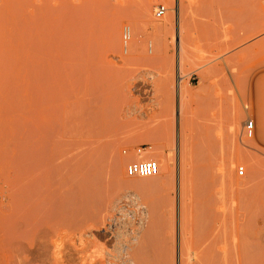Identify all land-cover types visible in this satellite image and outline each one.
<instances>
[{"label": "rangeland", "instance_id": "rangeland-1", "mask_svg": "<svg viewBox=\"0 0 264 264\" xmlns=\"http://www.w3.org/2000/svg\"><path fill=\"white\" fill-rule=\"evenodd\" d=\"M263 170L264 0H0V264L195 263L240 237L264 264Z\"/></svg>", "mask_w": 264, "mask_h": 264}, {"label": "bare ground", "instance_id": "bare-ground-1", "mask_svg": "<svg viewBox=\"0 0 264 264\" xmlns=\"http://www.w3.org/2000/svg\"><path fill=\"white\" fill-rule=\"evenodd\" d=\"M95 10V9H94ZM92 20V19H91ZM135 35V34H134ZM32 44V43H31ZM89 84V83H88ZM180 86V85H179ZM90 94V93H89ZM90 97H91V94L89 95ZM90 99V98H89ZM240 123H241V117H240V121H239ZM233 125V124H232ZM240 126V125H239ZM240 128V127H239ZM238 129V128H237ZM240 133V132H239ZM180 137V136H179ZM183 139V140H182ZM179 142H180V150L182 151L183 150V148H184V138H180V140H179ZM64 153V152H63ZM75 153V152H74ZM80 154H81V152H80ZM65 155H66V153H65ZM70 155V154H69ZM63 157V156H62ZM27 159H29V158H27ZM42 159V158H41ZM64 159H67V158H64ZM39 160V159H38ZM61 160H63V159H61ZM70 160H72V159H70ZM170 158H169V160H167V164H166V166H167V168L169 169V166H170ZM32 161H34V160H32ZM247 161V160H246ZM249 162H251L250 160H248ZM255 161V160H254ZM25 162H26V160H25ZM61 162V161H60ZM65 162V161H64ZM69 162V161H68ZM79 162V161H78ZM82 162V161H81ZM172 162V161H171ZM248 162V163H249ZM253 162V161H252ZM252 162L250 163V164H252ZM27 163H28V161H27ZM37 163V162H36ZM62 163V165H63V162H61ZM72 163V162H71ZM70 163V164H71ZM74 164H75V162H73ZM80 163V162H79ZM256 163H257V161H256ZM256 163H254L253 162V164L251 165V169H250V167H249V172H250V174L249 175H252L253 176V179H255L256 177H254V175H256V174H258V175H261L260 174V172H259V170H260V166L261 165H257ZM69 164V165H70ZM261 164V163H260ZM27 165V164H26ZM29 165V164H28ZM27 165V167L29 168L30 166H28ZM67 165V164H66ZM79 165V164H78ZM34 167H35V165H33ZM81 166V165H80ZM250 166V165H249ZM21 167H23V165L21 166ZM20 167V168H21ZM25 168H26V166H24ZM61 167V166H60ZM60 167H58V168H60ZM65 167V166H64ZM66 167H68V166H66ZM70 168V167H69ZM69 168H67L68 169V171H69ZM81 168V167H80ZM27 169V168H26ZM29 169H31V168H29ZM63 169H65V168H63ZM71 169V168H70ZM87 169V168H86ZM263 169V168H262ZM20 170V169H19ZM28 170V169H27ZM83 170V169H82ZM22 172L21 173H24L23 171L24 170H21ZM29 171V170H28ZM34 172L36 171V170H33ZM32 171V172H33ZM73 171H74V169H73ZM264 171V170H263ZM27 172V171H26ZM98 172H100L99 170H98ZM227 172V171H226ZM66 173V172H65ZM74 173H76V172H74ZM228 173V172H227ZM33 174L34 173H32V178L33 177H35V175L36 174H34V176H33ZM67 174V173H66ZM69 174H71V176H72V173H70L69 172ZM83 174V173H82ZM225 176H228V174L226 175L225 174V172L223 173ZM29 175V174H28ZM27 175V176H28ZM62 175H64V173L62 174ZM77 175V174H76ZM258 175H256V176H258ZM26 176V175H25ZM82 176V175H81ZM89 176V175H88ZM87 176V177H88ZM93 176V175H92ZM92 176H90L89 177V179H87V177H86V179L85 180H88V184H89V186L87 187L88 189H86V193H87V195L88 194H94V192L96 191V190H99L100 189V185H99V183H100V181H99V179H101L100 177H99V175H94L93 177ZM224 176V177H225ZM251 176V177H252ZM15 177V176H14ZM25 179H26V177H24ZM31 178V179H32ZM37 178V177H36ZM65 178V177H64ZM79 179V183H80V178L81 177H78ZM250 178V177H249ZM68 179V178H67ZM70 179H71V177H70ZM83 179V178H82ZM71 180H73V178L71 179ZM252 180V179H251ZM25 181V180H24ZM29 182H30V180H28ZM58 181V180H57ZM60 181V180H59ZM58 181V182H59ZM66 181V180H65ZM77 181V180H76ZM75 181V182H76ZM260 181V180H259ZM27 182V181H26ZM254 181H252L251 182V184H250V182L248 183L249 185H252V183H253ZM23 183V182H22ZM66 183H68L67 181H66ZM78 183V182H77ZM62 184V183H61ZM84 185H85V183H83ZM248 184H246V185H248ZM253 184H256V183H253ZM32 185V184H31ZM30 185V186H31ZM102 185V184H101ZM29 186V187H30ZM62 186V185H61ZM64 186V185H63ZM100 186V187H99ZM64 187H67V186H64ZM185 187V186H184ZM249 187V186H248ZM79 188H82V187H79ZM245 188V187H244ZM254 188V187H253ZM240 189V188H239ZM243 189V188H242ZM42 190H43V188H42ZM82 190V189H81ZM244 190V189H243ZM243 190H241L240 189V192L241 191H243ZM248 190V189H247ZM251 190V189H250ZM36 191H37V189H36ZM35 191V192H36ZM73 191V190H72ZM83 191V190H82ZM102 191H104V190H102ZM38 192V191H37ZM62 192H64V191H62ZM66 192H68V191H66ZM65 192V193H66ZM78 192V191H77ZM99 192V191H98ZM245 192V191H244ZM257 192V191H256ZM42 193V192H41ZM44 193V192H43ZM69 193V192H68ZM68 193H67V195H68ZM100 193H101V191H100ZM99 193V194H100ZM104 193V192H103ZM38 194V193H37ZM17 195V194H16ZM42 195V194H41ZM73 195V194H72ZM76 195V194H75ZM84 195V194H83ZM96 195V194H95ZM94 195V196H95ZM39 196V195H38ZM88 196H90V195H88ZM100 196V195H99ZM246 197V196H245ZM83 198V197H82ZM92 198V197H91ZM19 199V198H18ZM26 199L28 200V198L26 197ZM66 199V198H65ZM246 199V198H245ZM247 199H248V196H247ZM251 199V198H250ZM254 199V198H253ZM74 200V199H73ZM96 200V199H95ZM94 200V202H96ZM100 200V199H99ZM41 202H42V200H40ZM248 201V200H247ZM246 201V202H247ZM30 203H32L31 201H29ZM73 202V201H72ZM101 202V201H100ZM103 202V201H102ZM61 203V202H60ZM68 203H70V202H68ZM85 203V202H84ZM83 203V204H84ZM91 202H89V204H90ZM254 203H256V202H254ZM258 203V202H257ZM86 204V203H85ZM94 204V203H93ZM40 205V204H39ZM70 205V204H69ZM87 205V204H86ZM86 205H84L83 207H85ZM95 205H99V204H95ZM257 205V204H256ZM31 208L29 207V208H25V211L26 212H31L32 210H33V204H31ZM249 206V205H248ZM253 206V205H252ZM251 206V207H252ZM24 207H26V206H24ZM35 207H37V206H35ZM66 207V206H65ZM79 207V206H78ZM92 207V206H91ZM95 207V206H94ZM116 207V206H115ZM73 208V207H72ZM90 208V207H89ZM46 209V208H45ZM85 209H86V207H85ZM84 209V210H85ZM96 209H97V207H96ZM248 209H249V207H248ZM253 209V208H252ZM54 210V209H53ZM65 210H67V208L65 209ZM70 210V209H69ZM72 211H73V209H71ZM70 210V211H71ZM92 210H94V211H96L95 209H93V207H92ZM39 211V210H38ZM72 211H71V213H72ZM90 211V210H89ZM52 212V211H51ZM61 212V211H60ZM60 212H58V215L60 214ZM69 211H65L64 213H68ZM74 212H75V210H74ZM83 212V211H82ZM82 212H80V213H82ZM85 212H86V210H85ZM97 212V211H96ZM257 212V211H256ZM21 213H23V212H21ZM40 213V212H39ZM62 213V212H61ZM71 213H68L69 215L71 214ZM91 213V212H90ZM98 213V212H97ZM54 214V213H53ZM63 214V213H62ZM67 214V215H68ZM82 214H84V212L82 213ZM87 214V213H86ZM254 214V213H253ZM20 215H22V214H20ZM24 215V214H23ZM66 215V214H65ZM72 215V214H71ZM80 215V214H79ZM97 215V217H99L100 216V214H96ZM103 215V214H102ZM87 216H89V214H87ZM187 216V215H186ZM185 216V217H186ZM20 217V216H19ZM90 217H95V216H91L90 215ZM96 217V218H97ZM101 217V216H100ZM188 217V216H187ZM87 218V217H86ZM94 219V218H93ZM103 219V218H102ZM184 220H185V218H183ZM188 219V218H187ZM90 220V219H89ZM95 220H97V219H95ZM94 220V221H95ZM99 220H101L100 218H99ZM90 221H93V220H90ZM98 221V220H97ZM97 221H95V222H97ZM104 221V220H103ZM181 221V220H180ZM188 220H185V222H186V224L184 225L185 227V230L187 229V227L189 226L188 225V222H187ZM86 222V221H85ZM94 222V224H96ZM101 222V221H100ZM184 222V221H183ZM184 222V223H185ZM87 223V222H86ZM98 223V222H97ZM182 223V222H181ZM97 225V224H96ZM182 225V224H181ZM186 225H187V227H186ZM95 226V225H94ZM217 225H215V227H216ZM92 227V226H91ZM100 227V226H99ZM143 227V226H142ZM141 227V228H142ZM246 227V226H245ZM217 228V227H216ZM239 228H240V226H239ZM93 229V228H92ZM218 229V228H217ZM226 229V228H225ZM242 229V228H241ZM189 230V229H188ZM187 230V231H188ZM182 231H184V230H182ZM224 231V230H223ZM226 231V230H225ZM241 231V230H240ZM94 232V231H93ZM90 233H92V232H90ZM89 233V234H90ZM139 233V232H138ZM182 233H185V232H182ZM17 235V234H16ZM91 235V234H90ZM191 233H190V231H188V232H186L185 234H184V236L183 235H181V238H182V242H180V243H182L183 244V239H184V241H186V244H187V246L189 247V244L191 243L192 244V239H191ZM245 236V235H244ZM141 237V236H140ZM21 238V237H20ZM143 238V237H142ZM227 238H228V236H227ZM232 238H234V237H232ZM246 238H247V236H246ZM249 238V237H248ZM243 240H245V238L244 239H241V237L237 240V241H235V239H234V243H233V245H232V247H231V250L229 251L228 250V247H230L231 245L229 244V246H228V244H227V246L226 245H224L225 247H227V249H225L224 247L222 248V249H225L224 251H229V253H227V252H222L221 250H219V249H221V248H219V249H215L214 250V244H212V243H209V244H211L210 245V247H206L207 248V251L204 249H202L203 250V252L201 251L199 254H197V256L194 258L195 259V263L193 262V263H190V262H187V261H189V259H190V256L188 255H186L185 257H187V263L185 262V260H183V259H185V258H183L182 259V254H180V256H181V259H180V261H179V264H201L202 263V261L205 263V264H249L248 262L250 261V260H252V258L251 259H248L249 257L248 256H250V255H252L251 253H253V252H251L249 255L247 254L248 252H247V250L249 249L248 248V246H247V248H246V242L244 241L243 242ZM217 240H215V242H216ZM222 241V240H221ZM257 241V240H256ZM145 242L146 241H144L143 239H139V241H138V245H136L137 246V248H135V249H137V250H135L137 253H138V255L140 254H143V251L145 250ZM148 242V241H147ZM211 242V241H210ZM214 242V243H215ZM220 242V241H219ZM224 242H226V241H224ZM91 243V242H90ZM185 243V242H184ZM98 244V243H97ZM148 244V243H147ZM185 244V245H186ZM218 244V243H217ZM245 244V245H244ZM248 244V243H247ZM134 245V244H133ZM193 245V244H192ZM192 245H190V246H192ZM220 245V244H219ZM99 246H100V244H99ZM186 246V247H187ZM211 246H212V249L211 250H208V248H211ZM215 246H217L216 244H215ZM185 246H183V248H184ZM259 247H260V245H259ZM259 247H257V248H255V249H257L256 251H258V248ZM98 248V247H97ZM101 248V247H100ZM183 248H181V249H183ZM262 248V247H261ZM87 249V248H86ZM190 249V248H189ZM194 249V248H193ZM260 249V248H259ZM84 250H85V248H84ZM96 250V249H95ZM183 250H185V248L183 249ZM186 250H188V249H186ZM250 250V249H249ZM248 250V251H249ZM253 250V249H252ZM262 250V249H261ZM98 251V250H97ZM99 251H100V249H99ZM204 251H206V252H204ZM222 252V254H221V252ZM231 251H232V254H231ZM256 251H254V253L256 252ZM94 252H96V251H94ZM130 252V251H129ZM188 252H189V250L186 252V251H184V253H187L188 254ZM219 252V253H218ZM250 252V251H249ZM258 252H260V250L258 251ZM261 253V252H260ZM259 253V254H260ZM101 254V253H100ZM99 254V252L97 253L96 252V254L95 253H93V254H88L89 256H90V258H89V262H87V264H102L103 263V259H102V254L100 255ZM145 254V253H144ZM183 255H185V254H183ZM254 255V257L256 258L257 257V254L255 253V254H253ZM252 255V256H253ZM256 255V256H255ZM264 255V254H263ZM118 256V255H117ZM107 257V256H106ZM263 257V256H262ZM262 257H260L261 258V260H262ZM104 258V257H103ZM148 258V257H147ZM154 258V257H153ZM139 259V258H138ZM254 259V258H253ZM140 260V259H139ZM148 260V259H147ZM249 260V261H248ZM119 261V260H118ZM134 261V260H133ZM182 261V262H181ZM185 263H184V262ZM254 261V260H253ZM253 261H252V263H253ZM260 261V260H259ZM107 262V261H106ZM137 262V261H136ZM139 262V264H143L144 263V260H143V258H141V260L140 261H138ZM251 262V261H250ZM254 262H256V259H255V261ZM135 263V262H134ZM261 263V262H260ZM136 264V263H135ZM144 264H146V263H144ZM203 264V263H202ZM251 264V263H250ZM254 264V263H253Z\"/></svg>", "mask_w": 264, "mask_h": 264}, {"label": "built area", "instance_id": "built-area-1", "mask_svg": "<svg viewBox=\"0 0 264 264\" xmlns=\"http://www.w3.org/2000/svg\"><path fill=\"white\" fill-rule=\"evenodd\" d=\"M166 11H167L166 6L160 5L156 10V16L163 17L166 14ZM124 38L125 39L129 38V31L127 30L125 31ZM254 132H255L254 120L252 119L247 120L244 124L245 136L249 138L253 137ZM140 151L141 149L139 148L138 152ZM159 169L160 167L156 160L144 159V160L131 161L126 167V172L130 176L149 177L156 175L159 172ZM238 173L243 176L245 174V167L239 166Z\"/></svg>", "mask_w": 264, "mask_h": 264}]
</instances>
